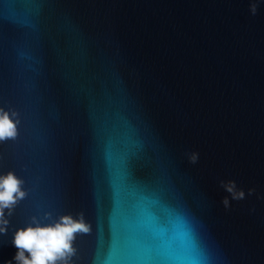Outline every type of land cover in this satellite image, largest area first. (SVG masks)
Listing matches in <instances>:
<instances>
[{
	"label": "water",
	"instance_id": "1",
	"mask_svg": "<svg viewBox=\"0 0 264 264\" xmlns=\"http://www.w3.org/2000/svg\"><path fill=\"white\" fill-rule=\"evenodd\" d=\"M249 7L0 0V108L20 120L0 175L27 192L0 264L45 212L90 225L70 264H264V0Z\"/></svg>",
	"mask_w": 264,
	"mask_h": 264
},
{
	"label": "clouds",
	"instance_id": "2",
	"mask_svg": "<svg viewBox=\"0 0 264 264\" xmlns=\"http://www.w3.org/2000/svg\"><path fill=\"white\" fill-rule=\"evenodd\" d=\"M249 12L256 15L257 0H250ZM19 123L18 113L0 108V143L17 138ZM187 158L189 163L196 164L199 154L191 152L187 154ZM23 186L24 180L11 171L0 175V235H6L8 231L6 214L11 216L13 209L27 196ZM220 186L234 201L245 198V192L237 188L235 181H221ZM254 191L249 189L248 195H252ZM222 204L228 209L229 199L224 198ZM43 218L50 222L42 225L33 216L29 225L15 230L11 243L16 253L5 264H70L76 254L73 242L77 235L90 231L83 213H78L75 217L64 214L53 219L50 212H45Z\"/></svg>",
	"mask_w": 264,
	"mask_h": 264
}]
</instances>
